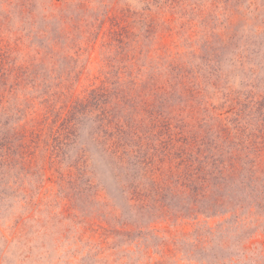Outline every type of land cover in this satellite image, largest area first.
I'll return each instance as SVG.
<instances>
[{
  "label": "rangeland",
  "instance_id": "1",
  "mask_svg": "<svg viewBox=\"0 0 264 264\" xmlns=\"http://www.w3.org/2000/svg\"><path fill=\"white\" fill-rule=\"evenodd\" d=\"M0 264H264V0H0Z\"/></svg>",
  "mask_w": 264,
  "mask_h": 264
},
{
  "label": "trees",
  "instance_id": "2",
  "mask_svg": "<svg viewBox=\"0 0 264 264\" xmlns=\"http://www.w3.org/2000/svg\"><path fill=\"white\" fill-rule=\"evenodd\" d=\"M105 92L103 93V94H105L106 95V90H104ZM108 110V109H107ZM104 112L105 113H107V111L106 110H104ZM105 126L106 127H110L111 126V119H108L107 120V122H106V124H105ZM109 135H111V133L109 134ZM125 142V141H124ZM126 143H120V144H118L117 145V147H116V150H115V153H116V158H118L120 161H122L123 160V154L125 153V150H126ZM111 153H112V150L110 151ZM192 179H193V182L196 184L195 186H193L192 188H191V190H193V191H195V192H199V191H201V190H204L205 189V186L203 185V184H201L200 182H198V179H199V175L197 174V172L196 173H193L192 175ZM153 189V188H152ZM150 190V189H149ZM153 191H155V190H153ZM150 192H152L151 190H150ZM149 192V193H150Z\"/></svg>",
  "mask_w": 264,
  "mask_h": 264
}]
</instances>
